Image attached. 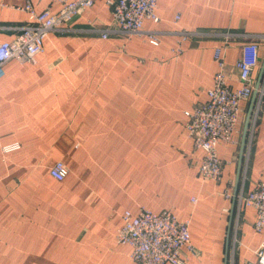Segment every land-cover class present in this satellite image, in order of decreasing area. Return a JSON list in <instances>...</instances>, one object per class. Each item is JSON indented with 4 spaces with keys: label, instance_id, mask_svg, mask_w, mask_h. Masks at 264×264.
<instances>
[{
    "label": "crops",
    "instance_id": "crops-1",
    "mask_svg": "<svg viewBox=\"0 0 264 264\" xmlns=\"http://www.w3.org/2000/svg\"><path fill=\"white\" fill-rule=\"evenodd\" d=\"M30 2L36 11L60 9L57 0ZM24 4L0 0V42L32 23ZM156 14L157 22L143 21V31L155 32L157 44L145 34L102 38L89 28L114 21L105 1L94 0L71 19V31L47 35L34 63L5 64L0 264H136L116 231L122 213L141 206L190 217L184 264L255 261L264 229H254L255 211L239 195L264 179V112L254 95L264 84V0H158ZM180 29L255 35L259 45L252 95L217 147L216 181L199 175L203 152L187 135L184 111L206 101L217 69L213 48L224 38H190L175 57ZM229 41L223 73L236 89V61L247 40ZM15 141L19 149L1 152ZM57 161L67 167L62 180L49 175Z\"/></svg>",
    "mask_w": 264,
    "mask_h": 264
},
{
    "label": "built area",
    "instance_id": "built-area-1",
    "mask_svg": "<svg viewBox=\"0 0 264 264\" xmlns=\"http://www.w3.org/2000/svg\"><path fill=\"white\" fill-rule=\"evenodd\" d=\"M109 6L113 25L108 28L90 27L102 38L111 34L135 35L145 34L150 43L159 42L153 31H143V21H158L156 7L158 0H104ZM60 9L56 13L49 10L36 11L30 0H25L23 9L29 14L32 23L20 28V32L11 40L0 42V79L4 75V66L10 60L20 65L34 63L36 56L43 51L44 39L50 32L71 31L68 24L71 19L84 9L90 7L94 0H57ZM178 16L175 17L177 19ZM222 36V44L213 48V59L217 69L213 75L207 99L184 111L185 128L193 145L201 149L203 154L198 172L203 179L219 180L222 160L217 151L221 141H228L235 131L240 115V102L247 100L253 92L252 72L259 65V45L255 35L238 32H221L213 30L177 31L176 44L171 48L175 57L183 52L185 41L194 37ZM242 36L247 41L240 46V55L236 61L241 85L230 89L225 83L224 49L229 40ZM258 107L264 112V84L257 88ZM15 141L1 146V152L7 154L20 148ZM67 174L64 163L57 161L49 167V175L62 180ZM229 193H225L228 196ZM239 200L255 211L253 227L260 232L264 229V179L259 180L246 193L241 192ZM194 204L197 199L191 197ZM122 223L116 231L118 243L127 244L131 248L130 257L136 264H184V249H192L190 243V217L177 218L167 210L154 211L146 206L138 208L136 214L125 210ZM255 261L246 264H264V239L254 250Z\"/></svg>",
    "mask_w": 264,
    "mask_h": 264
},
{
    "label": "water",
    "instance_id": "water-1",
    "mask_svg": "<svg viewBox=\"0 0 264 264\" xmlns=\"http://www.w3.org/2000/svg\"><path fill=\"white\" fill-rule=\"evenodd\" d=\"M263 70H264V59H263V62H262V69H261V73H263ZM260 76H261V75H260ZM258 85H259V84H257V85H256V89H255V91H254V95H255V94H256V92H257Z\"/></svg>",
    "mask_w": 264,
    "mask_h": 264
}]
</instances>
